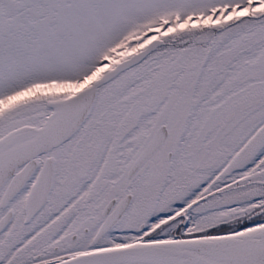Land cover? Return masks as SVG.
<instances>
[{"label":"snow or ice","instance_id":"6c2138e0","mask_svg":"<svg viewBox=\"0 0 264 264\" xmlns=\"http://www.w3.org/2000/svg\"><path fill=\"white\" fill-rule=\"evenodd\" d=\"M0 264H264V0H0Z\"/></svg>","mask_w":264,"mask_h":264}]
</instances>
